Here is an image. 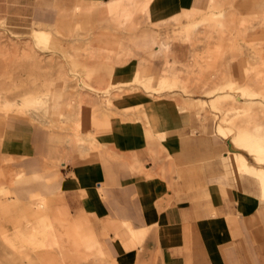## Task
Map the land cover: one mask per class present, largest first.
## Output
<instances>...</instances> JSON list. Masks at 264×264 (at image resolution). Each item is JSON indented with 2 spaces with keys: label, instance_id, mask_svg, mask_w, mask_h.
Here are the masks:
<instances>
[{
  "label": "crops",
  "instance_id": "1",
  "mask_svg": "<svg viewBox=\"0 0 264 264\" xmlns=\"http://www.w3.org/2000/svg\"><path fill=\"white\" fill-rule=\"evenodd\" d=\"M203 1L151 0L143 9L144 0H0V20L9 31L26 34L48 24L61 29L67 41L55 52L70 50L74 36L81 35L88 39L78 44L81 49L131 52L114 63L111 77L86 80L111 83L114 93L111 106L100 94L82 92L85 102L70 113L78 112L79 128L13 118L0 130V154L7 164L0 178L3 191L22 180L24 206L43 197L63 206L67 217L70 212L90 218L96 238L118 264H264L262 179L222 155V137L207 134L197 119L200 111L192 99L201 97L185 85L192 48L175 36L181 32L186 39L190 25L180 15H192ZM209 1L215 8L232 0ZM250 2L264 6V0ZM225 12L221 8L210 16L223 25ZM175 16L184 25H174ZM117 18H134L137 25L118 29ZM101 60L78 63L91 71ZM177 81L179 86L159 90ZM69 101H60L65 111ZM100 103L116 113L96 120ZM77 131L91 144L85 156L76 147ZM127 227L139 242L131 247L125 245Z\"/></svg>",
  "mask_w": 264,
  "mask_h": 264
},
{
  "label": "rangeland",
  "instance_id": "2",
  "mask_svg": "<svg viewBox=\"0 0 264 264\" xmlns=\"http://www.w3.org/2000/svg\"><path fill=\"white\" fill-rule=\"evenodd\" d=\"M221 8L226 11L223 25L210 16ZM192 11L190 16L185 11L180 15L188 18L189 34L182 39L179 32L175 40L189 42L192 48L185 85L192 95L201 97L192 99L200 111L197 119L206 124L207 134L222 137V155L227 154L240 171L261 173L264 171V6L250 0H232L214 8L209 0H204ZM180 16L174 17V25H184L178 20ZM116 20L119 23L114 27L118 29L132 30L137 25L134 18ZM87 41L86 35L74 36L68 45L70 50L55 52V46L64 42L36 39L33 32L24 34L22 29L9 31L6 21L0 20V130L4 122L13 118H29L54 128L49 118L39 116V111L48 112L54 119L61 118L65 107L60 101L64 103L72 98L66 111L71 113L85 102L82 92L87 89L100 94L101 100L111 105L108 98L114 93L113 85L86 80L99 74L111 77L113 71L108 64L114 58L104 55L102 47L94 51L81 49L78 44ZM120 51L116 62L123 54H131ZM81 58L102 60L98 68L88 71L78 63ZM142 73L144 76L145 72ZM179 81L164 84L159 90L177 87ZM45 96L52 102L49 107L40 102ZM77 96L83 101L76 99ZM58 106L64 107L60 115L55 113ZM95 113L96 120L112 116L108 113L99 116L96 106ZM31 114L39 118L31 119ZM247 163L249 166H245ZM6 165L0 154V178L7 174ZM8 186L10 189L5 191L0 186V264H118L108 247L96 238L90 218H74L70 212L67 217L63 206H55L50 200L45 209H39L33 201L24 206L22 180L15 179ZM13 187H19L18 191ZM64 238L72 245L68 246ZM136 238L133 235L130 242L125 241L126 247L139 243L134 242ZM101 248L104 250L100 255Z\"/></svg>",
  "mask_w": 264,
  "mask_h": 264
},
{
  "label": "bare ground",
  "instance_id": "3",
  "mask_svg": "<svg viewBox=\"0 0 264 264\" xmlns=\"http://www.w3.org/2000/svg\"><path fill=\"white\" fill-rule=\"evenodd\" d=\"M150 1L151 0H144L143 9H145L148 6V3H150ZM102 21H106L107 23H111V19H103ZM32 32L34 33V36H35L36 39H41V40L43 39V40L51 42V43H56L57 44L59 42L67 41L66 35L63 34L61 29L56 27L55 24H48V25H46L43 28H32ZM72 36H74V35H72ZM67 37H69V36H67ZM102 51H104L103 52L104 55L114 58L113 59L114 62H110V64H108V66L110 67L109 68L110 71H113L114 63L117 61L116 59H118L121 56V51L120 50L119 51L117 50L118 52L117 51H113V50H102ZM247 57H248V55H247ZM40 102L44 105V107L45 106L49 107L52 104V102L50 101V97L49 96H45L44 98H42L40 100ZM110 103H111V106H112V101ZM179 103H180V101H179ZM103 106L104 105L101 104V103L96 105V110H97L99 116H103L104 113H108L109 115H113L114 114L115 111H113L110 108L108 110H104ZM142 112H141V114H142ZM30 116H31L30 117L31 119H35V120L39 118V117H33L32 114ZM39 116H41L43 118H49L50 123L54 127H58V128H62V129H67L69 127V124H73L75 126L76 125H81L78 113L70 114V113H66V111H63L61 118L54 119V117H52L48 112L45 113L43 111H39ZM219 128H222V126L219 125ZM74 136H75L74 140L76 141V147H77L79 153L81 155L85 156L87 154V144H88V147H91L90 142L87 143L86 141L83 140L84 137H83V134L81 132H77ZM234 138L235 137L233 136V139ZM245 166H249L248 163L245 164ZM253 172L255 174L257 173V175L262 179L263 186H264V171L261 172V173H258L256 171H253ZM21 178H23V177L21 176ZM47 199H45L43 197L42 198H36L35 200H33V202H34V204H36L39 207V209H45L47 201H48ZM125 234H126V236H128L127 240H125V241L130 242L131 241L130 237L133 236V235H130V234H133V231L129 227H127L126 231H125ZM117 236H121L124 239V235L122 233H120V232L117 233ZM64 239L66 240L65 242H66V244L68 246L72 245L71 242H69V239L68 240H67V238H64ZM103 250H104L103 248H101L99 250L100 255L103 252ZM99 258L101 259V261H104V257L103 256H100Z\"/></svg>",
  "mask_w": 264,
  "mask_h": 264
}]
</instances>
